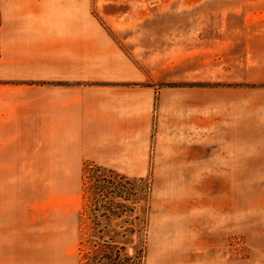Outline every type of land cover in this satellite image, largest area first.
<instances>
[{"label":"rangeland","instance_id":"374dc122","mask_svg":"<svg viewBox=\"0 0 264 264\" xmlns=\"http://www.w3.org/2000/svg\"><path fill=\"white\" fill-rule=\"evenodd\" d=\"M75 86L144 114L158 155L199 134L247 172L65 165L29 142ZM223 263L264 264V0H0V264Z\"/></svg>","mask_w":264,"mask_h":264},{"label":"crops","instance_id":"0c3cea01","mask_svg":"<svg viewBox=\"0 0 264 264\" xmlns=\"http://www.w3.org/2000/svg\"><path fill=\"white\" fill-rule=\"evenodd\" d=\"M94 87L85 89L84 87L75 86L71 88H62L64 98L60 103V106L55 108L56 105L48 106L47 120L49 125H54V128H49V136L46 141H38L35 138L31 139L29 143L43 145V147L49 152H56L62 150L63 152H71V158H65L71 160V162L64 163L65 165L74 166L80 161L94 162L99 165H105L110 167H118L123 165L130 170L122 171L123 174H142L144 170H135L136 168H148L149 165L156 164L154 168L166 169L159 170L158 173H185V174H210V173H222V174H237L246 173V165L249 158L244 154L238 155H223L216 156L211 154L199 153L197 151L206 149V145H201L199 134H197L196 144H193V153H181L182 147L173 145L168 147L167 145L160 146L161 149L170 148L173 153H156L157 146L152 150L151 142L149 141L151 136V122H148V118L144 114H133L131 118L129 116H121V103H103L101 100H87L86 93H89ZM55 91V90H53ZM73 95V97H71ZM73 98V99H72ZM130 107V103L127 104ZM128 109V108H127ZM22 120L24 121L25 115L20 113ZM20 114H17V118L20 119ZM35 117H38L35 115ZM129 118L132 121H125L123 118ZM139 119L135 121V119ZM35 118L31 117L29 122L32 126L35 124ZM141 119V120H140ZM38 120V118H37ZM239 120V121H237ZM244 117L231 121L229 125V134L232 130L236 134L239 131H243L244 135L247 134V125L243 124ZM56 123L62 126L63 129L58 134V139L55 135ZM193 131L200 129L199 119L195 121ZM210 124L206 126L207 131H212ZM159 134L164 135L167 128L165 126H159ZM51 131V135L50 134ZM48 133V132H47ZM123 135L127 136L126 139ZM232 137V136H231ZM163 137H157V144L162 141ZM246 140L239 139V142ZM194 142V141H193ZM237 142L235 138H229L228 143ZM203 143H211L210 141H203ZM43 148V149H44ZM131 150H137L139 156L123 158L122 154ZM149 150L152 153H149ZM75 152V153H73ZM155 152V153H154ZM66 157V156H65ZM58 159L57 155L50 157V159ZM60 161V160H58ZM57 165H60L57 163ZM223 168V170L216 171ZM176 169L169 172L167 169ZM181 169V170H178ZM214 169V170H212ZM65 173H68L66 171ZM230 264V263H223Z\"/></svg>","mask_w":264,"mask_h":264}]
</instances>
